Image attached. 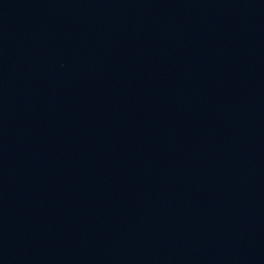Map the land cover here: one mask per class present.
<instances>
[{
	"label": "water",
	"instance_id": "95a60500",
	"mask_svg": "<svg viewBox=\"0 0 264 264\" xmlns=\"http://www.w3.org/2000/svg\"><path fill=\"white\" fill-rule=\"evenodd\" d=\"M0 264H264V0H0Z\"/></svg>",
	"mask_w": 264,
	"mask_h": 264
}]
</instances>
